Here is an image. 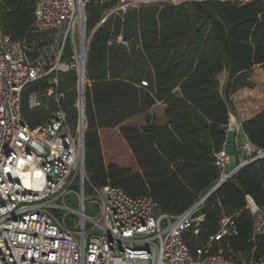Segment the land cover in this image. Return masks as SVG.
Masks as SVG:
<instances>
[{
  "label": "trees",
  "instance_id": "obj_1",
  "mask_svg": "<svg viewBox=\"0 0 264 264\" xmlns=\"http://www.w3.org/2000/svg\"><path fill=\"white\" fill-rule=\"evenodd\" d=\"M116 3H87L88 32ZM36 6L37 0H0L1 27L12 41L40 42L42 35L33 32ZM120 34L123 42L116 41ZM257 65L264 66V0L150 3L108 17L94 31L86 61L84 151L90 183L149 196L160 212L175 215L206 196L196 213L202 219L183 233L190 251L210 242L212 254L257 264L264 258V236L254 232L247 197L264 208V158L215 188L221 175L215 153L227 142L231 97L254 87L251 75ZM58 77L57 92L64 93L59 105L76 130V76L59 72ZM47 86L33 82L22 94V111L33 129L42 123L32 122L38 107L31 108L30 96ZM42 99L50 116L58 104L45 94ZM158 102L165 106L164 124L150 115ZM140 115L147 120L144 125L127 124ZM243 130L264 148V110L245 120ZM114 138L121 139L125 151L105 152V140ZM224 217L233 220L234 233L211 240Z\"/></svg>",
  "mask_w": 264,
  "mask_h": 264
},
{
  "label": "built area",
  "instance_id": "obj_2",
  "mask_svg": "<svg viewBox=\"0 0 264 264\" xmlns=\"http://www.w3.org/2000/svg\"><path fill=\"white\" fill-rule=\"evenodd\" d=\"M89 1L37 0L33 32L42 35L38 43L12 41L0 23V264H237L221 253H210V242L192 253L183 238L202 219L196 213L206 196L175 215L160 212L149 196L134 197L119 186L97 187L88 180L81 85L74 130L59 105L64 93L57 92L58 73L85 76L94 31L108 17L124 16L136 0H117L91 33L86 14ZM116 41L123 42L121 34ZM37 81L48 86L31 94V108L44 103V94L54 98L58 107L33 129L22 111V94ZM249 110L251 106L242 111ZM235 141V168H230L225 146L215 153L221 172L215 188L264 158V148L250 141L243 124ZM86 186L96 192L94 215L87 213ZM69 195L75 196L78 207L67 201ZM248 207L254 215V232L264 236V208L252 199ZM232 233L234 222L224 217L211 240ZM257 264H264V258Z\"/></svg>",
  "mask_w": 264,
  "mask_h": 264
},
{
  "label": "crops",
  "instance_id": "obj_3",
  "mask_svg": "<svg viewBox=\"0 0 264 264\" xmlns=\"http://www.w3.org/2000/svg\"><path fill=\"white\" fill-rule=\"evenodd\" d=\"M260 66L261 65H257L254 68V70H256ZM261 67H264V66H261ZM220 80H221V87H223V85L225 84V82L227 80V72H224L220 75ZM252 81L254 84L256 83L253 80V78H252ZM253 88L245 87L243 89H240L235 94H233L231 97L232 101H233V109L230 112V116H229L227 142L225 145L226 151L231 156L230 157V168H235L238 164L237 146H236V141H235L236 136H237L238 127L240 126V124H243V122L245 120L250 119L251 117L255 116L256 114H258L259 112L264 110V95L263 96L262 95L257 96L258 98L256 100L254 99L253 101L251 100V98L249 96L244 97V95H246V93H248V94L252 93L254 91ZM42 98H43V96H42ZM44 98H45V96H44ZM249 106L252 107V111L249 110V111L243 113L242 110L248 108ZM43 108H44V103L41 106H38V108L35 110V114H34L35 116L32 118V122L36 123V126H38L39 124L44 122L49 117V113L46 112ZM154 110H156L157 112L159 111V113H160V117L156 118L157 120H159L158 124H164L166 122V117H165V113H164V111H165L164 104L162 102H158L156 104V106H154L151 111H154ZM141 116L142 115L129 119L127 121V124L128 125H136V126L144 125L145 123H139V124L131 123V121H134L135 119H137L138 117H141ZM228 133L233 134L232 140H229ZM242 135H244V134H242ZM241 137H243V136H241ZM228 141H230V142H228ZM229 144H230V146H229ZM232 152H234V154H232ZM233 155L235 156V158H233ZM251 199H252L251 197H249V196L247 197V201H249V200L251 201Z\"/></svg>",
  "mask_w": 264,
  "mask_h": 264
},
{
  "label": "rangeland",
  "instance_id": "obj_4",
  "mask_svg": "<svg viewBox=\"0 0 264 264\" xmlns=\"http://www.w3.org/2000/svg\"><path fill=\"white\" fill-rule=\"evenodd\" d=\"M179 1L182 0H146L144 2H140L139 0H136V2L134 3L135 6H139L141 4H152V3H158L160 5H164L166 3H178ZM134 6V7H135ZM76 76V85L74 87V99H75V105L78 102L79 99V86H78V76L76 73H74ZM253 80L256 82L254 84V91L252 93H246L245 96H249L251 98V100L253 101L254 99L256 100L260 95H264V67H258L256 70H254L253 74L251 75V81ZM85 86L88 83V80L86 78L85 80ZM253 82V81H252ZM249 88V87H248ZM256 91V92H255ZM254 94V95H253ZM150 115L152 116V120L156 123H159V120H157L156 118L160 117V113L159 111L157 112L156 110L151 111ZM146 118L144 117V115H142L141 117H138L137 119H135L134 121H131V123H135V124H139V123H146ZM130 123V122H129ZM112 138L114 136H111ZM117 137V136H116ZM233 134L232 133H228V138L229 140H232ZM115 141H108L107 139L105 140V147H106V153L108 152H123L126 150V147L124 145V143L121 141V139H117L114 138ZM230 142V141H228ZM230 146V144H229ZM230 152V151H229ZM232 154H234V152H232ZM233 158H235V156L233 155ZM76 185L78 186V184L76 183ZM85 196H86V201L88 202V208H87V213L89 215H94V213H96L97 211V206L95 205V203L93 202V200L96 197V192L91 190L88 186H86V192H85ZM67 201L72 202L73 206L78 207L79 203L78 200L75 198L74 195H69L67 197Z\"/></svg>",
  "mask_w": 264,
  "mask_h": 264
},
{
  "label": "water",
  "instance_id": "obj_5",
  "mask_svg": "<svg viewBox=\"0 0 264 264\" xmlns=\"http://www.w3.org/2000/svg\"><path fill=\"white\" fill-rule=\"evenodd\" d=\"M86 76V75H85ZM81 85V113L83 115L82 119H81V125H84L85 123V115H84V99H85V89H84V85H83V81L80 82ZM83 139H84V134H83Z\"/></svg>",
  "mask_w": 264,
  "mask_h": 264
},
{
  "label": "bare ground",
  "instance_id": "obj_6",
  "mask_svg": "<svg viewBox=\"0 0 264 264\" xmlns=\"http://www.w3.org/2000/svg\"><path fill=\"white\" fill-rule=\"evenodd\" d=\"M85 79L86 78H85V76L83 74L79 76V79H78V86H79V88H80V82L83 81V83H84L85 82Z\"/></svg>",
  "mask_w": 264,
  "mask_h": 264
}]
</instances>
